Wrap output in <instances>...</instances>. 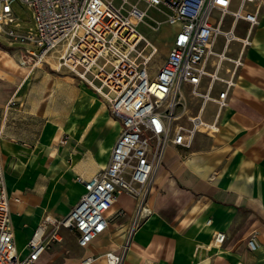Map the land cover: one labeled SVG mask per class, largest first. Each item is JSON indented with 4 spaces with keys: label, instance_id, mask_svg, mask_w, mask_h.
<instances>
[{
    "label": "crops",
    "instance_id": "1",
    "mask_svg": "<svg viewBox=\"0 0 264 264\" xmlns=\"http://www.w3.org/2000/svg\"><path fill=\"white\" fill-rule=\"evenodd\" d=\"M256 4L258 22L219 131L197 132L189 148L166 146L142 199L120 192L112 204L127 214L134 211L130 202L139 201L121 264H264V0ZM246 27L240 20L237 34ZM238 47L232 42L230 55ZM5 54L0 46V169L15 246L24 254L41 218L67 214L84 191L83 180L107 163L120 122L90 87L56 70L49 58L24 72L19 56L11 66ZM108 228L85 247L73 231L83 248L80 259L104 260L98 246ZM61 229L72 231L61 227L59 235ZM219 231L225 236L216 243ZM252 234L257 246L249 249ZM55 262L47 249L37 264Z\"/></svg>",
    "mask_w": 264,
    "mask_h": 264
},
{
    "label": "built area",
    "instance_id": "2",
    "mask_svg": "<svg viewBox=\"0 0 264 264\" xmlns=\"http://www.w3.org/2000/svg\"><path fill=\"white\" fill-rule=\"evenodd\" d=\"M139 1L164 12V22L175 27L154 75L147 66L157 48L138 26L156 28L146 21ZM14 2L31 10V24L20 23ZM240 20L247 22L242 36L237 34ZM257 22L256 0H0V46L19 45V64L29 68L53 56L56 70L90 87L120 122L107 163L83 180L84 191L67 214L41 218L24 254L15 246L10 197L0 169V264H37L60 240L61 227L76 233L79 246H88L108 228L109 210L120 192L142 199L166 146L189 148L197 132L217 133ZM234 41L239 47L232 56ZM136 225L134 220L130 234ZM224 236L216 232L214 241L221 243ZM127 245L104 251L105 263L121 264ZM247 245L257 246L254 234ZM96 257L86 255L79 264Z\"/></svg>",
    "mask_w": 264,
    "mask_h": 264
},
{
    "label": "rangeland",
    "instance_id": "3",
    "mask_svg": "<svg viewBox=\"0 0 264 264\" xmlns=\"http://www.w3.org/2000/svg\"><path fill=\"white\" fill-rule=\"evenodd\" d=\"M115 4H119L122 2V0H112ZM133 2V0H130ZM139 7L145 10L148 17L146 18V21L153 25L156 29H150L146 24L140 23L138 28L139 30L147 36L153 45L156 46V51L151 57L149 63H148V71L150 75H154L158 69L161 63H163V60L165 58L166 52L168 51L175 27L174 25L168 24L167 22H164L165 13L157 9L156 7L150 6L145 4L142 1L138 2ZM125 7L128 6V4L124 5ZM12 9L14 14L19 18L20 23L23 26H27L31 24V10L22 3L14 2L12 4ZM154 19H158V22H155ZM1 40V39H0ZM2 41V40H1ZM18 48H15V46L7 47L8 54H5L6 58V65L14 66V60L17 56H19L22 52ZM146 52V50L144 51ZM25 57V56H24ZM50 61H54L55 58L53 56L48 57ZM19 64V61H17ZM18 69H20L18 67ZM24 72L31 70L32 68H29V66H24ZM67 79H70L67 77ZM74 82V80H72ZM208 109H210V106H208ZM123 194H125L128 198H131L132 195L128 194L127 192L122 191ZM136 197V196H134ZM138 198L133 199L130 204L131 206L134 205V211L128 212L127 214H130L131 217H128L127 214H125V211L122 209L113 211V207H111L110 210V225L106 233L103 234V241L102 246H98V251H107L111 249H119L120 246H122L126 241L129 242V227L131 226L132 222L134 221V214L136 212L137 206H138ZM129 219V220H128ZM127 221V223H126ZM123 223H125V227H122ZM129 223V224H128ZM60 235L62 236L61 241H59L56 244H52L50 248H48V251L53 256L55 255L56 262L55 264H79L80 256L83 254V248H80L75 241V235L73 231H69L66 229L60 230ZM129 244V243H128ZM99 245V243H97ZM95 245V248L97 247ZM94 250V249H93ZM99 264H106L104 260L100 259ZM136 261H134L135 263Z\"/></svg>",
    "mask_w": 264,
    "mask_h": 264
},
{
    "label": "bare ground",
    "instance_id": "4",
    "mask_svg": "<svg viewBox=\"0 0 264 264\" xmlns=\"http://www.w3.org/2000/svg\"><path fill=\"white\" fill-rule=\"evenodd\" d=\"M144 36H145V35H144ZM145 38H146V40H147L152 46H154V45L152 44V42L150 41V39H149L147 36H145ZM23 79H24V78H23ZM20 83H21V82H20ZM20 86H21V85H20ZM115 200H116V199H115ZM115 200H114V201H115ZM130 237H131V236H129V241L131 240ZM128 243H129V242H128ZM129 245H130V244H129Z\"/></svg>",
    "mask_w": 264,
    "mask_h": 264
}]
</instances>
